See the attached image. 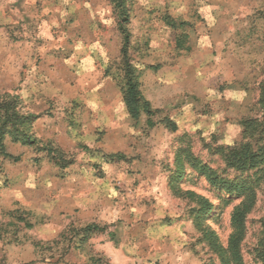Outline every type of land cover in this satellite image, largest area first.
I'll return each instance as SVG.
<instances>
[{"label":"rangeland","instance_id":"rangeland-1","mask_svg":"<svg viewBox=\"0 0 264 264\" xmlns=\"http://www.w3.org/2000/svg\"><path fill=\"white\" fill-rule=\"evenodd\" d=\"M0 1V48L8 38L14 54L23 42L38 40L47 24L59 51L65 40L70 46L72 34L89 39L88 60L98 75L105 69L102 76L114 88L104 103L86 89L85 102L57 105L58 113L77 119L68 125L82 131L79 146L63 154L121 196L119 215H106L104 232L81 251V258L95 259L68 261L81 247L65 228L56 238L45 234L40 249L9 248L5 261L3 248L0 264H235L233 254L242 264H264V162L242 172L226 161L243 146L264 147V0H127L128 57L153 111L137 121L116 86L123 72L114 3L57 0L55 12L47 13L45 0ZM4 6H10L8 19ZM0 61L1 100L16 95L4 94ZM31 76L21 73L20 83L35 84ZM82 76L83 84L91 82ZM200 166L246 190L229 195ZM130 209L136 217H127ZM241 209L240 228L233 216ZM9 228L12 242L38 238L21 225ZM232 237L239 241L230 243Z\"/></svg>","mask_w":264,"mask_h":264},{"label":"crops","instance_id":"crops-1","mask_svg":"<svg viewBox=\"0 0 264 264\" xmlns=\"http://www.w3.org/2000/svg\"><path fill=\"white\" fill-rule=\"evenodd\" d=\"M56 1H43L47 13L52 10L55 12L58 6ZM8 8L10 6H4V12H1L4 19H8ZM47 26L41 27L38 40L32 39L31 44L23 42L18 45L15 54L10 51L12 47H9L8 38L4 39V49L0 48V57H4V81L7 82L4 84V94H15L24 113L38 116L31 129L37 141L68 153L79 146V133L82 131L68 125L67 121L73 122L76 118L58 113L57 105L62 103L72 106L85 102L89 92H92L96 101L104 103L105 94H111L114 83L102 76L105 69L99 75L93 69L88 60L91 58L88 53L92 49L88 44L89 39L72 34L69 38L70 46L65 40L63 50L59 51L58 42L50 35L52 28L49 24ZM108 46L111 47L110 44ZM14 72L17 77L13 75ZM21 73L23 77L24 73L32 74V81L36 83L25 84L23 81L21 84ZM83 74L91 79L89 84L81 81ZM98 78L100 84L96 81ZM14 80L18 83L12 84ZM86 89L89 92L86 93ZM83 120L85 116H79L76 123H82ZM4 146L8 155L18 158L12 160L0 157V252L2 256L4 248V261L7 260L9 248L40 249L41 241L45 240L47 233L48 239H51V236L56 238L62 229L69 227L82 228L89 224L103 227L106 215L108 219L119 215L121 196L117 197L112 188L107 187L109 185L106 186L104 180H99L91 168L89 171L84 170L86 165L83 162L73 159L62 169L46 155H42L43 152L38 153L34 146L12 143L7 136L4 138ZM131 210H128L129 218L133 213ZM132 216L136 217L137 214L133 213ZM14 225L23 226L38 238L33 237L30 242L18 239L12 242L9 236L13 233L9 227ZM98 235L95 233L84 244L78 241L80 251L68 254V261H72V256L80 260L86 244H94ZM94 247L99 248L97 245ZM37 257L39 259V255ZM81 259L87 262L95 258L86 255V259Z\"/></svg>","mask_w":264,"mask_h":264},{"label":"trees","instance_id":"trees-1","mask_svg":"<svg viewBox=\"0 0 264 264\" xmlns=\"http://www.w3.org/2000/svg\"><path fill=\"white\" fill-rule=\"evenodd\" d=\"M109 2L114 3V12L117 14V28L121 34L120 66L123 76L121 84H116V86L119 88L128 116L133 121H137L142 115L151 116L153 111L149 101L141 92L140 84L138 83V73L131 66L128 57L130 33L127 26L130 18L126 7L127 0H109ZM167 23L169 26L174 27L171 21L167 20ZM107 73L108 71H106V74ZM37 118V115L27 114L22 111L19 99L16 96L6 97L0 100V157L5 159L10 158L12 160L18 159L8 155L5 151L4 138L7 136L12 143L34 146L38 153H46V156L56 165L62 169L65 168L73 159L66 160V155H64L63 152L47 145H42V143L37 141L33 136L31 129ZM150 126H152V124H150ZM231 153L232 155H230L226 161L231 167H235L242 172L247 170V168H254L256 165L264 162V147L253 151L247 146H243L238 149V151L233 150ZM198 168L201 173L207 175L210 184L225 188L229 195L241 194L246 190V187L243 185L240 186L230 181H220L217 177H212L207 174L201 166ZM180 174H183V172H178L177 177H180ZM244 211V209L238 210L233 216L234 225L240 228L245 214ZM202 213L206 215L207 212L203 210L201 214ZM105 229L106 227H100L95 224H89L75 231L73 227L68 228L69 232H73L79 236L78 241L82 244L86 243L95 233H102ZM238 241L239 238L232 237L230 239V243L232 244ZM234 248L235 247H232V249ZM233 255L234 263L242 264L239 256H237V254Z\"/></svg>","mask_w":264,"mask_h":264}]
</instances>
